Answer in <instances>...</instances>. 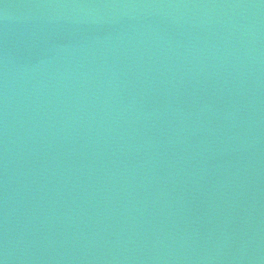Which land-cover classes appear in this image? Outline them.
<instances>
[{
	"label": "water",
	"instance_id": "water-1",
	"mask_svg": "<svg viewBox=\"0 0 264 264\" xmlns=\"http://www.w3.org/2000/svg\"><path fill=\"white\" fill-rule=\"evenodd\" d=\"M0 264H264V0H0Z\"/></svg>",
	"mask_w": 264,
	"mask_h": 264
}]
</instances>
